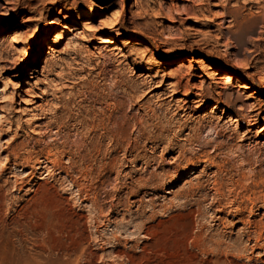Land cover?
I'll use <instances>...</instances> for the list:
<instances>
[{"label":"rangeland","instance_id":"1","mask_svg":"<svg viewBox=\"0 0 264 264\" xmlns=\"http://www.w3.org/2000/svg\"><path fill=\"white\" fill-rule=\"evenodd\" d=\"M0 101V264H264V0H0Z\"/></svg>","mask_w":264,"mask_h":264},{"label":"bare ground","instance_id":"2","mask_svg":"<svg viewBox=\"0 0 264 264\" xmlns=\"http://www.w3.org/2000/svg\"><path fill=\"white\" fill-rule=\"evenodd\" d=\"M111 11H109V12H105L103 15H102V22H104V23H111V24H116L117 22H119L121 19H122V17H123V15H124V10L126 9V5H125V3L123 4V7H118V6H113V7H111ZM80 16H81V18L83 19L82 20V24L84 25V27H82V28H80V29H78L77 30V33L78 34H87V30L86 29H92V26L90 25V23H91V19H93V18H96L97 16H98V13L97 12H95V11H92V10H86V11H83V12H81L80 13ZM65 27L67 28V29H70V25L68 24V23H66L65 24ZM82 36V35H81ZM84 36V35H83ZM28 36L26 35L25 36V38H27ZM99 42L100 43H106V44H114L115 43V40H114V37L113 36H107V35H100L99 36ZM196 62L197 63H203L204 62V59L202 58V57H197V59H196ZM240 64H242L241 62H239ZM244 67H248V66H246V65H244V64H242ZM223 78L225 79V80H232V79H235V77H234V75L233 74H231V73H225L224 75H223ZM30 94V93H29ZM32 94V93H31ZM14 98V97H13ZM11 99V98H10ZM23 100H30V97H25ZM1 102V101H0ZM28 102H31V100L30 101H28ZM28 104V103H27ZM218 105H215V107H217ZM43 107V106H42ZM47 109V108H46ZM36 110L38 111V109H37V107H36ZM38 113V112H37ZM39 114V113H38ZM38 114H36L35 113V115H37L38 116ZM35 115H34V117H35ZM42 115V114H41ZM22 118V117H21ZM38 118H40L39 116H38ZM19 119V118H18ZM230 119H232V121H236L237 119L236 118H233V117H230ZM231 121V120H230ZM238 121V120H237ZM22 122V121H21ZM256 122H254L253 124H255ZM22 125V124H21ZM24 127V126H23ZM104 129V128H103ZM104 133H105V131H104ZM106 134V133H105ZM104 135V134H103ZM120 135V134H119ZM51 148V147H50ZM218 149V148H217ZM16 151V150H15ZM49 151V150H48ZM52 155H54V154H52ZM51 156V155H50ZM54 157V156H53ZM42 162V161H41ZM191 163H193L192 161L189 163V164H191ZM119 164V163H118ZM198 165H196V163H195V165H194V163H193V165H188L186 168H187V170L188 169H193V168H195V167H197ZM39 176V175H38ZM38 177H34L33 179H31L32 181H31V184H36L37 182H38V179H37ZM200 180V179H199ZM216 180V179H215ZM179 181V178H177V179H174V181H171V183L172 184H174L175 182H178ZM199 182V181H198ZM216 182V181H215ZM170 183V184H171ZM204 184V183H203ZM215 184H217V182L215 183ZM220 184V183H219ZM169 185V184H168ZM190 185V184H189ZM195 185L196 186H198L196 183H195ZM190 189H192L193 190V187H191ZM190 189H188L187 190V192H189V191H192V190H190ZM198 189V188H197ZM253 199V198H252ZM255 199V198H254ZM253 199V200H254ZM250 200V199H249ZM258 200V199H257ZM264 200V199H263ZM260 201V200H259ZM251 202H253L254 203V201H251ZM241 204V203H240ZM240 208H242V207H240ZM239 208V209H240ZM242 216V215H241ZM238 222H242V223H244V224H247V223H252V220H250V218L249 219H245V218H240L239 220H238ZM253 224V223H252ZM245 227V226H244ZM255 227L256 228H258V230H259V232H258V237H259V239H260V237H262V235H263V233H264V221H263V217H262V219L261 220H259L257 223H255ZM256 228H255V230H256ZM256 234V233H255ZM255 237V236H254ZM256 238V237H255ZM263 238H264V236H263ZM78 240V239H77ZM76 240V241H77ZM263 241V240H262ZM80 243V242H79ZM258 243V242H257ZM77 244V243H76ZM262 244H264V243H262ZM262 247V246H261ZM264 247V246H263ZM75 248V247H74ZM77 248H79V247H77ZM83 249V248H82ZM75 250H76V248H75ZM79 250V249H78ZM78 250H76L73 254L77 257V258H80V256H81V252L79 253V251ZM128 258H127V260H128V262L127 263H122V264H142L141 262H138L139 260H142V259H144V256L143 255H137V254H134V253H124ZM119 255V254H118ZM74 256V257H75ZM151 258V257H150ZM92 259V258H91ZM84 260V259H83ZM146 260H148L149 261V259H146ZM160 260V259H159ZM158 260V261H159ZM162 261V260H161ZM85 262V261H84ZM143 262V261H142ZM146 262V261H145ZM150 262H152V261H150ZM36 263V262H35ZM71 263V260H69L68 261V263L67 264H70ZM77 263H79V262H77ZM144 263V262H143ZM167 263V262H166ZM173 263V262H172ZM120 264V263H119ZM145 264H147V263H145ZM155 264H160L159 262L158 263H155Z\"/></svg>","mask_w":264,"mask_h":264}]
</instances>
